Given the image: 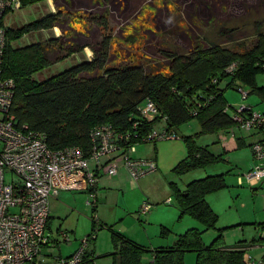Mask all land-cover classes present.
I'll return each mask as SVG.
<instances>
[{
	"label": "rangeland",
	"instance_id": "374dc122",
	"mask_svg": "<svg viewBox=\"0 0 264 264\" xmlns=\"http://www.w3.org/2000/svg\"><path fill=\"white\" fill-rule=\"evenodd\" d=\"M21 6L6 15L7 26L18 28L47 12H57L58 9L62 13L53 29L28 32L12 41L14 47H19L52 37L62 38L57 45L47 48L48 58L52 62L60 59V62L38 71L34 75L38 80L78 64L81 59L93 58L92 48L105 35L112 38L114 51L110 59L111 65L124 61L146 62L149 64L146 67L150 70L165 71V61L158 50L166 45L164 39L167 37H174L175 43L184 52L195 45L197 39L200 45H206L210 41L225 42L232 46L237 43L250 45L256 38L257 25L260 26L264 21V0H39L32 5ZM100 17L106 19L107 29L96 23V18ZM236 41L238 42L233 43ZM71 45L86 48L81 53L62 59ZM96 75L94 72L88 77ZM260 77L264 78V75ZM243 89L247 92L249 90L246 86ZM226 96L228 104L233 107L250 104L255 110L264 112V101L256 94L249 93L244 99L243 92L235 87L227 89ZM177 130L183 137L192 135L197 143L208 144L210 150L216 154L223 153L226 159L214 164L213 168H207L211 171H223L228 187L209 196V201L212 197L211 205L218 214V229L204 232L203 241L211 243L221 232L219 229H222L226 245L237 244L240 240L250 242L253 237L258 238L259 231L263 229L257 228L252 222L264 217L260 206H264V182L259 189L252 188L246 182L240 183L239 176L250 169L242 172L246 168L245 164L234 155L236 151L247 152L243 156L247 159L250 151V159L253 160L252 150L246 149L249 145L225 151L221 145L220 131L203 133L196 118L177 127ZM228 134L234 137L231 132H224L225 136ZM256 135L259 137V134ZM183 137L137 144L139 151L145 157L155 159L158 166L139 179H133L128 172L130 178H126L123 183L102 186L97 195L98 222L94 223L92 219L90 194L79 192V197L73 202L75 210L61 220H54L52 229L48 228V232H53L55 236L51 238L50 245L46 244L44 247L46 262H51L60 255L75 253L80 249L83 239L95 231L97 237L91 242L89 254L95 243L99 252L110 251L113 246L115 251L112 237V233H115L144 249L139 253L137 264H157L154 257L151 258L156 249L172 246L178 236L191 227L203 229L204 225L197 219L189 214H182L173 190L175 186L184 191L191 179L206 173L204 168L193 169L181 175L174 172L175 164L187 154ZM239 160L242 165L238 163ZM93 165L91 162L92 167ZM11 177L7 173V180ZM145 201L150 203L151 209L142 212ZM60 224L63 226V234L57 232ZM71 239L73 241L69 245ZM119 245H122V240ZM247 252L259 259L264 254V248L256 245ZM106 254L96 257L95 264H117L113 255ZM189 257L190 264H196V252H186L185 264Z\"/></svg>",
	"mask_w": 264,
	"mask_h": 264
},
{
	"label": "trees",
	"instance_id": "16d2710c",
	"mask_svg": "<svg viewBox=\"0 0 264 264\" xmlns=\"http://www.w3.org/2000/svg\"><path fill=\"white\" fill-rule=\"evenodd\" d=\"M37 1L22 0L21 3L26 6ZM60 11L47 12L18 28L7 26L5 18L3 20L8 38L4 73L15 80L12 111L18 126L26 124L30 130L44 133L52 149L79 146L89 157L93 145L91 132L102 124L129 135L128 140L121 141V146L156 142L143 139L163 118L168 128L174 130L194 118L198 119L203 133L231 130L236 127L235 106L228 104L227 89L246 86L250 94L264 101V83L259 82V77L264 75V21L257 25L256 38L250 45L238 41L233 42L237 43L234 46L213 41L200 45L197 39L195 45L184 52L174 37H167L166 45L158 50L165 61V71L150 70L146 62L124 61L111 65L112 38L105 35L94 48L90 46L93 58L81 59L59 73L35 79L34 75L42 68L60 62V59L52 62L48 58L47 48L57 45L62 38L52 37L19 47H14L12 41L28 32L53 29L62 15ZM96 23L108 28L105 18H96ZM85 48L71 45L62 59L81 53ZM94 72L96 76L88 77ZM148 100L156 104L160 113L153 120L140 110ZM255 133H264V127ZM194 139V136L183 137L188 155L173 168L179 175L226 160L224 154H215L207 146L197 145ZM226 187L225 173L194 180L185 191L174 186L182 214L194 217L204 228L191 227L180 234L172 246L156 249L157 264H185L184 257L189 251L196 252V264H253L254 260H259L242 247L226 246L222 229L211 243L203 241L204 232L218 229V214L206 197ZM93 211L95 223L98 219L94 205ZM91 234L96 233L88 235ZM112 237L115 251L106 255H113L117 264H137L139 253L144 249L123 236L112 233ZM95 238L89 239V247ZM121 240L122 245H119ZM88 252L89 248L85 258L91 257L93 261L94 253Z\"/></svg>",
	"mask_w": 264,
	"mask_h": 264
},
{
	"label": "built area",
	"instance_id": "2783aa9c",
	"mask_svg": "<svg viewBox=\"0 0 264 264\" xmlns=\"http://www.w3.org/2000/svg\"><path fill=\"white\" fill-rule=\"evenodd\" d=\"M21 5V0H0V264H43L44 247L50 240L46 227L52 198L65 190H91L89 203L97 206L96 186L100 180L102 158L109 159L105 166L108 177L115 176L122 164L133 179H139L155 170L157 164L152 159L134 157L137 144L121 146V141L128 140L129 135L116 132L108 124L93 128L89 157L79 146L52 149L44 133L30 130L26 124L18 126L12 111L15 80L4 73L8 38L3 20ZM239 90L246 99L249 90L247 92L243 87ZM140 110L150 120L160 114L152 100ZM233 117L235 128L247 133L260 132L264 127V112L255 110L250 104L235 107ZM162 120L166 121V118ZM177 138L180 135L174 129L153 127L143 140ZM252 151L255 166L240 175L239 181L258 189L264 182V133L252 144ZM91 162L96 163L95 168L91 167ZM7 173L12 176L10 180L6 178ZM150 208V203L145 201L141 210L146 212ZM95 236L87 235L78 251L70 257H56L51 264H94L91 257L85 258V254L89 239ZM252 263L264 264V254Z\"/></svg>",
	"mask_w": 264,
	"mask_h": 264
},
{
	"label": "crops",
	"instance_id": "0c3cea01",
	"mask_svg": "<svg viewBox=\"0 0 264 264\" xmlns=\"http://www.w3.org/2000/svg\"><path fill=\"white\" fill-rule=\"evenodd\" d=\"M262 76V75H261ZM259 82H260V84H263L264 83V78H261V77H259ZM225 96H226V94H225ZM226 99H227V96H226ZM260 112H263L262 110H259ZM182 126V125H181ZM155 127H158V128H160V129H165V128H167L168 129V124H167V122L166 121H164V120H161V121H157V124L155 125ZM180 127V126H179ZM178 127V128H179ZM175 130L178 132V130H177V127L175 128ZM224 132H231L232 134H233V136L234 137H231V135H224ZM220 134H221V138H220V140H221V145H222V147H223V149L226 151V150H232V149H234V148H236V147H244L245 146V144H248L249 145V147H246V149H249V150H252V144L254 143V142H256L257 140H259V138L261 137V134H259V133H255V132H253V133H247V132H245V131H242V130H240V129H236V128H234V129H231V130H226V131H220L219 132ZM178 134H179V132H178ZM256 134H259V137H257V135ZM180 135V134H179ZM254 135V136H253ZM189 136H192V135H189ZM183 136L182 135H180V138H182ZM177 139H179V138H177ZM197 143V142H196ZM145 144V143H144ZM186 145V144H185ZM197 145H199V146H201V147H204V146H207L208 144H199V143H197ZM208 147V146H207ZM187 148V147H186ZM209 148V147H208ZM210 149V148H209ZM212 151V150H211ZM213 152V151H212ZM252 153H253V151H251ZM214 153V152H213ZM216 154V153H215ZM220 154H223V153H220ZM134 157H138V158H148V157H145L142 153H141V151H139V148L137 147V145H136V151L132 154ZM187 155H188V149H187V154H186V156L185 157H183L181 160H183L184 158H186L187 157ZM234 155L235 156H238L239 158H241V160L243 161V163L245 164V167L246 168H243V170H241L242 172H244V171H246V170H251V169H253L254 168V166H255V160H254V156H253V160H251L250 159V151H249V153H248V158L246 159V158H243V156H246L247 155V152L246 153H240V152H235L234 153ZM225 157V156H224ZM148 159H152V158H148ZM152 160H154L155 162H156V160L155 159H152ZM181 160H179L178 162H180ZM241 160H239V162L238 163H240L241 165H242V162H241ZM108 161H109V159L108 158H102V162L104 163H102V165H100V171H101V173H100V180H99V183H100V186H99V183H98V185L96 186V190H97V195H98V193H99V190L100 189H102V186L104 187V185H106V184H110V185H115V184H118V183H123V181H125V179L126 178H130L129 177V174H128V170L127 169H125L124 167H123V165L121 164V166H120V170H119V172L115 175V176H113V177H108L106 174H105V166L107 165V163H108ZM177 162V163H178ZM94 163V165H93V167L92 168H95V166H96V163L95 162H93ZM176 163V164H177ZM156 164H157V162H156ZM175 164V165H176ZM157 166H158V164H157ZM213 166L214 165H211V166H208V167H211V168H213ZM208 167H206V168H204V169H206V173L205 174H203V175H199V176H197V177H194L193 179H191L188 183H187V185L190 183V182H192V181H194V180H198V179H202V178H204V177H206V176H208V175H217V174H222V173H224L223 171H211L210 169H207ZM98 170V169H97ZM122 170V171H121ZM249 170V171H250ZM241 172V173H242ZM198 177H200V178H198ZM228 184V183H227ZM263 187V186H262ZM259 188H261V186L260 187H258V189ZM187 189V187L185 188V190ZM184 190V191H185ZM81 193V192H87V193H89L90 194V192H91V190H90V192H88V191H84V190H65V191H62V193L58 196V197H55V198H52V200H51V203H50V216H49V220H48V222H47V227H46V231H47V233L49 234L50 232H48V228L50 229H52V225L55 223V221L54 220H61V219H63V217H66L67 215H68V213L71 211H74L75 210V207H74V205H73V202L74 201H76L77 200V197H79V195H78V193ZM211 194H213V193H211ZM83 196V195H82ZM90 196V195H89ZM209 196H210V194L206 197L207 198V201L209 202V204L211 205V203H212V197L210 198V201H209ZM215 200V202H216V199H214ZM98 201H99V198H98ZM168 201H170V199L168 200ZM98 204V203H97ZM261 206V213H262V215L264 216V206L263 205H260ZM97 207L98 206H96V213H95V215H97ZM211 207H212V205H211ZM213 208V207H212ZM151 209V208H150ZM149 209V210H150ZM148 210V211H149ZM213 210H214V208H213ZM142 211V210H141ZM215 211V210H214ZM67 212V214H65ZM147 212V211H146ZM216 212V211H215ZM93 213H94V211L92 210V217H93ZM97 217V216H96ZM254 222H252L254 225H256V227L258 228H262L263 230L262 231H259V235H258V238H256V237H253V239L250 241V242H247L246 240H240V242L239 243H237V244H233V245H226V246H228V247H242V248H244V249H246L247 251H248V249H251V248H254V247H256V245H258V248L260 247V246H263L264 245V226H262V224H264V217H259V220H253ZM260 221V222H259ZM102 222V221H101ZM104 222V221H103ZM105 223V222H104ZM61 227H63L61 224H60V226L57 228V232L59 233V231H60V234H63V231L61 230ZM242 228V227H241ZM50 229V230H51ZM92 229H93V225H92ZM73 231V230H72ZM75 231V230H74ZM52 232V231H51ZM50 235V240L48 241V246L50 245L49 243H50V241H51V238H53V232H52V234L50 233L49 234ZM55 236V235H54ZM97 237V236H96ZM96 239V238H95ZM94 239V240H95ZM54 240V239H53ZM71 241H73L72 239L69 241V245H70V242ZM93 243H95V242H93ZM90 247H91V245H90ZM262 248V247H261ZM90 250L94 253L93 255H91V256H93L94 257V264H95V258L96 257H99V256H101V255H103V254H106V253H110V252H113L114 251V246H113V249L112 250H108V251H106V252H104V251H101V252H99V251H97V248H96V243L94 244V246L92 247V248H90ZM246 251V252H247ZM247 254H250L249 252H247ZM263 254V253H262ZM71 255V254H70ZM68 256V255H67ZM151 258H153L154 257V255H152L151 254ZM59 257H65V256H62V255H60ZM263 257V255L261 256V258ZM261 258H259V259H261ZM184 261H185V257H184ZM187 261L188 262H186V264L188 263V264H190L191 263V257H189L188 259H187ZM51 263H53V260L50 262H46V259L44 258V262H43V264H51Z\"/></svg>",
	"mask_w": 264,
	"mask_h": 264
}]
</instances>
